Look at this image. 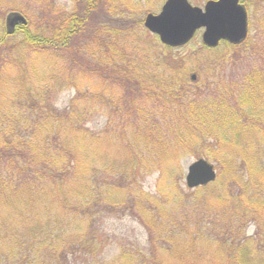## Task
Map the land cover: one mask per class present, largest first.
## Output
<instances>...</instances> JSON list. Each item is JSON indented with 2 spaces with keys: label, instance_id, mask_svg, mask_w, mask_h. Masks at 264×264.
<instances>
[{
  "label": "trees",
  "instance_id": "16d2710c",
  "mask_svg": "<svg viewBox=\"0 0 264 264\" xmlns=\"http://www.w3.org/2000/svg\"><path fill=\"white\" fill-rule=\"evenodd\" d=\"M72 1L61 12L49 0L19 39L0 14V264H70L93 252L95 219L112 210L144 226L148 247L98 264H264V18L262 43L247 36L183 56L144 28L130 0L114 14L106 0L100 17L101 0ZM83 28L89 38L65 61ZM244 52L256 65L226 77ZM64 87L75 93L57 108ZM95 112L106 117L98 130L86 124ZM187 156L217 171L191 189V206L178 191ZM153 172L151 193L141 178Z\"/></svg>",
  "mask_w": 264,
  "mask_h": 264
},
{
  "label": "rangeland",
  "instance_id": "374dc122",
  "mask_svg": "<svg viewBox=\"0 0 264 264\" xmlns=\"http://www.w3.org/2000/svg\"><path fill=\"white\" fill-rule=\"evenodd\" d=\"M40 1V2H39ZM101 4L97 6L95 15L100 17L105 13L108 2L106 0H101ZM131 4L135 3V10L139 12V17L143 19L146 14L145 10H149L148 12H158L162 3L165 0H130ZM192 4L203 6L206 0H189ZM48 2L49 0H0V14L3 12V24L5 15L12 10H17L22 13L29 21L32 18L39 17L42 15L43 11H48ZM50 2L54 3L57 10L61 12H67L73 9L75 2L72 0H50ZM242 2L247 6V10L249 12V29L247 36L249 37L248 44L250 46L254 45V43H262V36H257L259 32V25L261 24V19L264 18V0H242ZM111 8L110 14L120 13L121 10H129V6L125 5L123 1L116 0ZM128 6V7H127ZM113 8V9H112ZM103 10V12H102ZM113 10H115L114 13ZM142 13V14H141ZM107 14V13H105ZM141 14V15H140ZM46 18L48 16V12L45 14ZM111 25L114 24L113 21L109 22ZM143 25V24H142ZM23 26V25H22ZM21 27V26H19ZM18 27V28H19ZM9 35H16V38L19 39L21 37L20 28ZM94 30V29H93ZM202 30H198L193 38L185 45L181 47L175 48L176 53H183L182 55L187 56L195 51L201 52V46L203 45L201 39ZM8 34V33H6ZM90 31L85 30L79 31L76 36L72 39L70 46L67 48V51L64 54L65 61L69 60L74 64L72 58L76 57V47L79 44V41H86V38H89ZM148 34V33H147ZM259 35H261L259 33ZM102 39H104L102 37ZM84 41V42H85ZM159 41V40H158ZM160 42V41H159ZM161 43V42H160ZM163 44V43H161ZM218 46V45H217ZM211 48V47H210ZM177 50V52H176ZM76 60V59H75ZM257 63V59H255L254 55L250 52L244 54H240L238 59L234 62H226L225 64V73L226 77H238L240 74L249 71L252 66H255ZM78 68V67H77ZM207 74L213 73V70L210 68ZM190 77L192 80L196 79V72H191ZM222 75V74H221ZM211 79L208 80V82ZM225 83V82H224ZM195 86V85H194ZM192 86V87H194ZM75 90L73 88L64 87L61 90L55 91L52 96V102L57 108H64L67 106L69 100L74 95ZM204 93V90H203ZM106 121L105 115L101 113L95 112L86 122V124L94 129L98 130L104 126ZM194 157H185L181 159V174L178 175V191L183 192L182 198L185 199V204L191 206L192 200L190 198L193 195V192L190 188L186 186L185 182V174L187 171V166L194 160ZM157 172H153L147 174L145 177L141 178V186L143 190L149 191L151 193L155 192V182H156ZM203 193L199 194L200 197L197 202H199L202 198H207L210 195V192H198ZM197 193V194H198ZM190 196V197H189ZM191 203H190V201ZM140 204V203H139ZM144 206V205H143ZM189 206V207H190ZM180 211L187 212V209ZM117 209L119 207H116ZM178 210V209H177ZM121 212V211H119ZM179 214V215H180ZM178 217V216H177ZM178 221L182 218L181 215L178 217ZM94 230L95 234L93 235L95 238L96 235V243L91 246V250L93 252L84 253L79 252L75 253V256H69L70 264H79L84 263L87 264L89 262H93L94 264H98L100 262H106L110 259L114 258L116 255L123 251L124 249H138L146 251L148 247V234L144 226L139 223L135 218L130 216L125 211L123 213H116V210H112L110 212H104L97 216L95 219ZM254 231L253 224H250L246 232L247 234H251ZM93 238V237H92ZM94 241V239H92ZM95 242V241H94Z\"/></svg>",
  "mask_w": 264,
  "mask_h": 264
},
{
  "label": "water",
  "instance_id": "95a60500",
  "mask_svg": "<svg viewBox=\"0 0 264 264\" xmlns=\"http://www.w3.org/2000/svg\"><path fill=\"white\" fill-rule=\"evenodd\" d=\"M26 22L20 12L9 11L4 19L6 33H12L16 26ZM143 24L161 43L172 47L187 43L200 28H203L202 42L209 47L216 46L220 40L239 43L248 30L247 12L239 0H208L203 8L188 0H165L158 13L146 14ZM215 177L213 164L197 158L187 166L185 182L193 188Z\"/></svg>",
  "mask_w": 264,
  "mask_h": 264
}]
</instances>
